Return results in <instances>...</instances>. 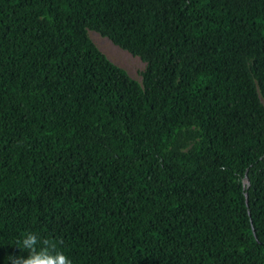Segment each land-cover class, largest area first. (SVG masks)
Wrapping results in <instances>:
<instances>
[{
	"label": "trees",
	"instance_id": "16d2710c",
	"mask_svg": "<svg viewBox=\"0 0 264 264\" xmlns=\"http://www.w3.org/2000/svg\"><path fill=\"white\" fill-rule=\"evenodd\" d=\"M258 95L264 0H0V264L28 232L72 264H264Z\"/></svg>",
	"mask_w": 264,
	"mask_h": 264
},
{
	"label": "rangeland",
	"instance_id": "374dc122",
	"mask_svg": "<svg viewBox=\"0 0 264 264\" xmlns=\"http://www.w3.org/2000/svg\"><path fill=\"white\" fill-rule=\"evenodd\" d=\"M86 35L97 50L113 65L122 69L132 80L141 84L145 63L137 57L112 44L107 38L98 35L94 31L86 29ZM253 56L246 59L248 68L252 67ZM255 81V80H254ZM260 103L264 106V100L258 95ZM199 143V129L197 125L184 123L174 133L167 145L168 153L186 152L195 150Z\"/></svg>",
	"mask_w": 264,
	"mask_h": 264
},
{
	"label": "clouds",
	"instance_id": "9594fccd",
	"mask_svg": "<svg viewBox=\"0 0 264 264\" xmlns=\"http://www.w3.org/2000/svg\"><path fill=\"white\" fill-rule=\"evenodd\" d=\"M61 241L51 238H44L32 232L25 233L17 241V248L27 258L23 256H11L9 264H72L71 259L65 255L60 248Z\"/></svg>",
	"mask_w": 264,
	"mask_h": 264
},
{
	"label": "water",
	"instance_id": "95a60500",
	"mask_svg": "<svg viewBox=\"0 0 264 264\" xmlns=\"http://www.w3.org/2000/svg\"><path fill=\"white\" fill-rule=\"evenodd\" d=\"M244 183H246V181H244Z\"/></svg>",
	"mask_w": 264,
	"mask_h": 264
}]
</instances>
